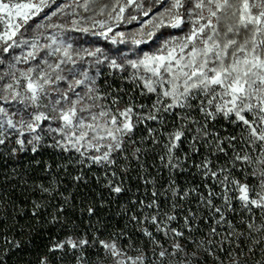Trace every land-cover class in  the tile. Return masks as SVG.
Wrapping results in <instances>:
<instances>
[{"label":"snow or ice","instance_id":"obj_1","mask_svg":"<svg viewBox=\"0 0 264 264\" xmlns=\"http://www.w3.org/2000/svg\"><path fill=\"white\" fill-rule=\"evenodd\" d=\"M46 225L37 264H264V0H0V264Z\"/></svg>","mask_w":264,"mask_h":264},{"label":"trees","instance_id":"obj_2","mask_svg":"<svg viewBox=\"0 0 264 264\" xmlns=\"http://www.w3.org/2000/svg\"><path fill=\"white\" fill-rule=\"evenodd\" d=\"M104 45H106V48H112V49H125L127 47L126 45L118 46L117 45H112L111 43L104 42ZM130 50L135 49V47L130 46L127 47ZM109 83H111V79L109 78ZM119 82V81H118ZM120 83V82H119ZM124 83L121 85L123 86ZM38 159H42L45 161H51L52 157L48 154L45 153L43 156L38 157ZM21 163H26V161H21ZM43 173L37 169V174L36 176L33 177V179H38L40 176H42ZM190 178L188 177L187 173L184 174L183 177H181L182 182L188 181ZM132 184H135V178H133V181L131 182ZM92 192L89 193V195L92 197V199H95L99 201V195L102 191L99 185L95 184L94 182L90 185ZM71 190V189H70ZM78 191H87L86 189H81ZM77 201H79L80 196L77 195L76 197ZM107 199L111 200L113 199L112 197H107ZM126 199V196H121L119 198L120 203L122 204ZM118 207V204L113 202L112 204L108 205L105 209H98L97 212V217L101 220H103L105 217H111L116 209ZM71 219H76L77 214H70ZM96 218H92L93 222H95ZM88 217H81L80 219L77 220V223H81L82 221H86ZM111 224L115 226L117 224V219H111L110 220ZM81 227H83V223H81ZM65 231L63 228L57 225H46L43 231L39 234H34V238L31 243L28 244L27 248L22 252L18 253L17 255L12 257V264H16L17 261L20 262V264H27L28 261H31L32 264H37V261L40 256L44 255L47 252V246L52 242L54 239H64ZM103 238V237H101ZM57 256H59V253H56Z\"/></svg>","mask_w":264,"mask_h":264},{"label":"rangeland","instance_id":"obj_3","mask_svg":"<svg viewBox=\"0 0 264 264\" xmlns=\"http://www.w3.org/2000/svg\"><path fill=\"white\" fill-rule=\"evenodd\" d=\"M58 3L63 2V0H57ZM139 27V25L137 23H132V24H121L119 28L116 29V31H123L125 32V43L123 44H118V46H122L125 47L123 45H126L127 47L133 46L136 47L135 45H133L131 43V36L129 35L131 32L135 31L137 28ZM111 35V34H110ZM85 40H90L92 41V43L96 46H102V47H106V45H104L103 43L108 42L110 43V41H105L103 38L100 37H91V36H86L84 37ZM127 47H125V49H128ZM108 48V47H107ZM130 50V49H128ZM134 50V49H133ZM120 84L122 85L124 82L123 80L119 81Z\"/></svg>","mask_w":264,"mask_h":264}]
</instances>
